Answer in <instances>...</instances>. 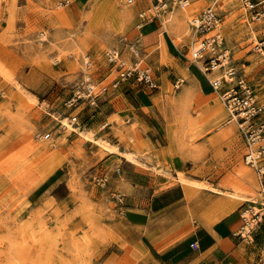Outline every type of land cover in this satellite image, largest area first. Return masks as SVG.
<instances>
[{
  "label": "rangeland",
  "instance_id": "374dc122",
  "mask_svg": "<svg viewBox=\"0 0 264 264\" xmlns=\"http://www.w3.org/2000/svg\"><path fill=\"white\" fill-rule=\"evenodd\" d=\"M151 1L77 0L57 8L54 0H0V264H163L144 232L124 218L125 208L135 206L127 178H157L158 187L144 192L147 198L172 183L188 184L194 188L186 198L192 221L197 208L219 205L222 197L263 199L261 178L245 163L235 124L224 125L220 100L204 96L188 70L209 82L187 56L197 39L189 21L211 0H194L164 22L182 48L173 52L176 58L164 43L147 50L140 45L143 65L161 78L150 138H139L137 124L110 117L111 91L99 97L97 108L87 101L75 108L65 104L84 82L111 80L105 52L121 47L122 36L132 38L139 11ZM218 11L226 45L264 100V51L257 48L264 17L247 12L240 0H224ZM124 57H131L125 49ZM177 78L183 79L180 88ZM104 122L109 126L101 129ZM89 136L130 153L151 174L134 170L126 156ZM105 175L103 187L96 178ZM180 176L190 181L180 182ZM259 204L254 209L264 214Z\"/></svg>",
  "mask_w": 264,
  "mask_h": 264
},
{
  "label": "crops",
  "instance_id": "0c3cea01",
  "mask_svg": "<svg viewBox=\"0 0 264 264\" xmlns=\"http://www.w3.org/2000/svg\"><path fill=\"white\" fill-rule=\"evenodd\" d=\"M193 2L194 0H191L190 5ZM187 7L175 8L168 12L165 14V21L172 20H170L171 14L176 9L181 10ZM220 7L217 8L218 13ZM132 31V37H136L145 50L160 47L164 43L172 57L176 58L178 56L173 52L177 54L182 52V48L166 29L163 19L147 22L141 28H137V24H135ZM188 70L196 81V87L204 96L215 95L218 98L209 82L201 78L198 73L195 74L189 66ZM111 92H113L114 111L110 117L118 115L127 122L128 127L137 124L139 138L146 139L148 136L150 138L148 130L155 128L154 125H151V121L157 119L154 112L157 108L154 98L157 93L128 83H122L119 88L113 89ZM221 104L224 111H226L224 104L222 102ZM224 114L226 119L227 111L222 112L219 116H224ZM235 127L238 132L236 125ZM129 161L127 163L134 170H140L137 167L138 163H133L132 160ZM138 161L140 164L150 167L148 159L141 158ZM114 162L117 161H113L112 166H110V170L113 171ZM117 165H120V163L115 164V166ZM140 171L144 174L149 171V174H151V170ZM127 181L130 182V193L132 195L129 200L133 201L135 206L125 208L124 218L131 226L144 232V236L149 239L154 250L160 255L158 260H161L163 264H264V217L255 232L253 242H248V240L237 235L243 225L242 210L254 206L257 202L261 204L255 206L264 209V206H262L264 205V192H260L263 199L258 198L256 200L245 199V201H242L222 197L219 205L207 207L205 210L197 208L192 215V221L188 214V204L186 205L187 194H191V186L188 184L172 183L166 188H162L154 196L147 198L144 192L158 187L157 178L147 180L143 177L138 181L134 178H127ZM142 192L143 194H141ZM156 220L158 222L154 224ZM181 231H184V234L178 238ZM194 241H198L199 249L191 247Z\"/></svg>",
  "mask_w": 264,
  "mask_h": 264
},
{
  "label": "built area",
  "instance_id": "2783aa9c",
  "mask_svg": "<svg viewBox=\"0 0 264 264\" xmlns=\"http://www.w3.org/2000/svg\"><path fill=\"white\" fill-rule=\"evenodd\" d=\"M75 0H54L57 8L70 6ZM224 0H211L209 5L198 16L190 21V26L197 39L190 44L188 60L195 64L207 77L219 100L224 104L227 118L224 125L234 123L239 135L244 142V159L247 166L252 168L261 178L264 187V100L259 96L254 85L236 64L231 50L225 43L222 31L223 17L217 12ZM243 8L248 12H256L255 17H264V7L261 11L258 6L264 5V0H240ZM191 0H152L149 5L138 13L137 28L155 19H163L165 14L175 8L189 6ZM121 47L115 46L105 52V58L111 66V80L105 84H97L89 80L73 91L65 104L75 108L87 101L94 108L99 107V97L119 88L122 83L140 86L148 91L160 89V78L156 71L148 64L143 65L140 57V43L136 37L127 35L120 38ZM257 48L264 51V40ZM124 49L131 54L129 59L124 57ZM182 78H177L175 87L180 88ZM78 116H72L75 123ZM109 126L104 122L101 129ZM51 133L43 135L48 139ZM101 186H106L107 175L96 178ZM264 189V188H263ZM122 201V196L117 197ZM255 207H247L241 212L243 225L237 232L242 239L253 242V230L263 220L264 214ZM194 249H199L198 241L191 244Z\"/></svg>",
  "mask_w": 264,
  "mask_h": 264
},
{
  "label": "bare ground",
  "instance_id": "6f19581e",
  "mask_svg": "<svg viewBox=\"0 0 264 264\" xmlns=\"http://www.w3.org/2000/svg\"><path fill=\"white\" fill-rule=\"evenodd\" d=\"M180 18V17H179ZM183 19V18H182ZM181 19V20H182ZM177 20V19H176ZM179 20V19H178ZM177 20V21H178ZM185 20V19H184ZM165 23L166 22H168V21H164ZM185 22V21H184ZM164 23V24H165ZM182 24V23H181ZM185 24V23H184ZM184 25H182V27H183ZM165 27H166V29H167V24H165ZM110 65V64H109ZM65 120V119H64ZM63 120V121H64ZM64 125H66V126H71V124L70 123H64ZM228 128V127H227ZM232 128V127H231ZM229 129V128H228ZM86 135V134H85ZM86 139H88V140H90V141H94L96 144H98V145H100L101 147H104L105 149H107L109 152H111V153H119V154H122L123 156H126L127 157V159H129V160H132V161H137L130 153H128V152H123V151H120V150H118V148H117V146H115V145H113V144H109V143H106V141H104V140H100V139H93V137L91 138L90 136L89 137H87ZM178 177V176H177ZM179 179V181L181 182H189L188 181V179H185L184 177H182V176H180V178H178ZM192 183H194V184H197V185H200V186H203V187H205V188H209V189H211V190H216V188H214V187H210V186H208L207 184H204V183H198V182H192ZM192 183H190V184H192Z\"/></svg>",
  "mask_w": 264,
  "mask_h": 264
},
{
  "label": "trees",
  "instance_id": "16d2710c",
  "mask_svg": "<svg viewBox=\"0 0 264 264\" xmlns=\"http://www.w3.org/2000/svg\"><path fill=\"white\" fill-rule=\"evenodd\" d=\"M151 249H152V251H153V253H154L155 255L159 256V254H157V252H156L155 250H153V248H151Z\"/></svg>",
  "mask_w": 264,
  "mask_h": 264
}]
</instances>
